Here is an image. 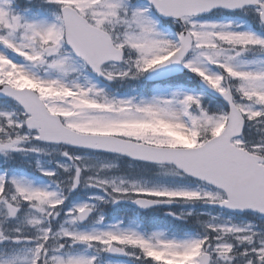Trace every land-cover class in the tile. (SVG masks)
I'll list each match as a JSON object with an SVG mask.
<instances>
[{
    "label": "snow or ice",
    "instance_id": "snow-or-ice-1",
    "mask_svg": "<svg viewBox=\"0 0 264 264\" xmlns=\"http://www.w3.org/2000/svg\"><path fill=\"white\" fill-rule=\"evenodd\" d=\"M0 264H264V0H0Z\"/></svg>",
    "mask_w": 264,
    "mask_h": 264
},
{
    "label": "rangeland",
    "instance_id": "rangeland-1",
    "mask_svg": "<svg viewBox=\"0 0 264 264\" xmlns=\"http://www.w3.org/2000/svg\"><path fill=\"white\" fill-rule=\"evenodd\" d=\"M151 215L153 214V213H150Z\"/></svg>",
    "mask_w": 264,
    "mask_h": 264
}]
</instances>
